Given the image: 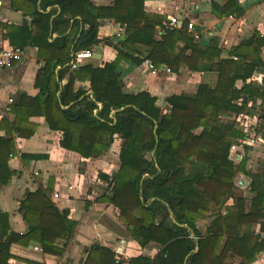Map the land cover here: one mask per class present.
<instances>
[{
    "label": "trees",
    "instance_id": "trees-1",
    "mask_svg": "<svg viewBox=\"0 0 264 264\" xmlns=\"http://www.w3.org/2000/svg\"><path fill=\"white\" fill-rule=\"evenodd\" d=\"M54 1L61 12L51 28L48 14L22 9L38 24L33 22L35 36L26 26L19 29L21 36L13 43L15 48L38 45L36 37H46L49 32L57 31L60 37L51 43L44 41V47L38 45V57L46 65L37 96L25 101L18 98L8 107L13 120H0V186L7 185L14 175L8 166L16 154L14 139L28 138L35 131L27 120L30 115L43 117L50 130L61 132L60 147L84 159L100 157L118 136L119 169L103 178L111 185L101 200L117 209L119 220L130 228L140 247L152 243L159 249L153 258L138 256L128 264H226L229 259L252 262L264 252V163L257 174L245 170L244 158L237 166L233 164L229 148L244 133L229 118L251 117L257 109L264 110V81L260 85L250 81L253 72L264 66L260 50L264 40L254 33L222 55L213 42L208 46L196 42L185 29L187 23H183L182 31L158 34L156 28L161 24L144 11V0H112L105 7L87 0ZM50 4L42 0L40 7L45 9ZM11 5L15 9V0ZM234 6L229 1L221 13L239 16L241 10L234 12ZM76 15L80 17V22L74 21L76 31L79 23L82 28L71 50L74 37L64 33L69 19ZM98 19L112 20L123 32L121 38L114 37V59L103 67L67 66L73 58L70 51H91L98 43ZM121 62L137 66L149 62L155 69L167 67L176 74L182 68L191 73H213L215 84L202 81L194 93L167 97L162 110L149 93L124 91L117 71ZM57 65L62 69L56 75ZM68 72L61 89L59 83ZM75 81H87L91 96L84 88L74 92ZM236 81L243 83L240 89L235 87ZM256 100L260 101L258 107ZM258 116L264 119V112ZM237 171L251 179V191L256 195L250 201L233 191ZM50 190L26 192L19 202L18 212L27 226L22 235L10 230L9 216L0 212V264L12 258L11 245L36 243L44 254L63 255L64 249L55 241L69 239L74 222L51 202ZM229 200L233 204L226 208ZM223 208L224 215L220 212ZM205 215L214 218L201 233L196 223ZM256 227L261 237L254 234ZM223 237L226 240L219 250ZM114 260L111 251L94 246L84 264H114Z\"/></svg>",
    "mask_w": 264,
    "mask_h": 264
},
{
    "label": "crops",
    "instance_id": "crops-1",
    "mask_svg": "<svg viewBox=\"0 0 264 264\" xmlns=\"http://www.w3.org/2000/svg\"><path fill=\"white\" fill-rule=\"evenodd\" d=\"M48 1L52 2V5L41 9L42 0H35L34 4H30L29 0H15L14 9L11 0H0V49L15 48L21 36L18 31L23 26L28 28L32 36L36 35L33 22L38 24V21L33 15H26L22 9L30 11L36 9L41 14H48L51 28L54 18L61 11L54 0ZM87 1L96 7H105L110 5L112 0ZM229 1L235 5L234 12L241 10L239 16L234 14L224 16L221 13V8ZM143 6L144 11L155 16V20L161 24L156 28L158 34H161L162 24L168 17H176L184 24L194 25L195 31L199 34L196 42L202 46H208L210 42H213L222 55H226L232 47L250 38L254 33L264 40V0H144ZM74 21L80 22V17L76 15L70 18L68 28L64 33L65 36L74 37L71 50L82 28L79 23L77 32ZM97 22L99 41L92 47L91 52L92 57L96 54L98 58L82 60L77 66L90 64L94 67H103L115 57L112 45L116 42L114 39L116 32L121 29L112 20L98 19ZM58 33L57 31L49 32L46 37L41 34L40 37H36V42L44 47V41L51 43L60 37ZM38 45L23 47V55L19 62L10 69H0V120L2 118L13 120L14 116L7 113L6 108L18 98L23 97L22 101H25V98H34L39 93L40 84L43 83L42 71L46 64L42 58L38 57ZM260 50L264 63V43ZM69 56H74L72 51ZM72 60L67 63V66H71ZM61 69V66L57 65L54 69L55 74L57 75ZM117 71L121 76L126 93L134 94L145 91L156 98V104L162 110L166 108L164 100L167 97L194 93L202 81H207L211 85L215 84L213 73H191L184 68L180 69L177 74L168 75L158 72L157 75H151L145 62L138 66L121 62ZM68 78L69 72L59 83L61 89L66 85ZM250 81L257 85L264 81V66L253 72ZM242 86L241 81H236L237 89ZM78 88H84L91 96L87 81H75L74 92ZM59 92L60 90L56 92V96ZM8 99H12L13 102L8 104ZM259 105L260 101L256 100L255 106ZM98 107L101 108V105ZM66 108L62 107V109ZM261 110L264 112L263 109H257V113L251 117L245 115L249 118L248 122L253 124L256 136L261 140L259 144L252 147L246 146L237 153L229 152V158L235 166L242 158L246 159L245 170L252 174L261 173L264 163V138L258 135L261 120H264L258 116V112L262 113ZM238 116L232 115L229 121L239 125L238 127L243 131L239 122L243 118H238ZM27 120L35 126V131L28 138L16 137L14 139L16 154L8 161V166L14 171V175L7 185L0 186V212L9 216L10 230L22 235L27 231V226L18 212L19 202L26 192L45 191L51 188L48 194L51 202L58 210L67 212L68 219L74 222V227L69 239H56L55 241L57 247L64 249L62 256L44 254L36 243H29L27 246L11 245L9 252L12 258L7 261V264H84L90 249L94 246L108 249L115 258L118 256L123 264H128L130 259L138 256L155 257L159 249L152 243L144 248L140 247L131 236L130 228L119 220L117 209L101 200V196L108 187L105 179L119 169L118 154L121 146L119 137H114L110 149L102 153L100 157L84 159L77 153L60 147L61 132L50 130L43 117L30 115ZM2 136L3 132L0 131V137ZM255 150H259L262 154L257 168L250 166V155ZM20 154L35 156V158L22 159ZM100 173L101 176H99ZM250 184L251 179L246 173L242 171L235 173L233 191L247 201L252 200L256 195L251 191ZM53 194H56L57 198H53ZM232 204V200H229L226 208L231 207ZM220 212L224 215L226 209L223 208ZM213 218V215H205L197 221L198 231L204 233ZM254 234L262 236L257 227ZM225 240L223 237L219 250L222 249ZM116 250L119 251L118 255L115 253ZM240 262L237 259H229L226 264H264V252L258 253L250 263Z\"/></svg>",
    "mask_w": 264,
    "mask_h": 264
},
{
    "label": "built area",
    "instance_id": "built-area-1",
    "mask_svg": "<svg viewBox=\"0 0 264 264\" xmlns=\"http://www.w3.org/2000/svg\"><path fill=\"white\" fill-rule=\"evenodd\" d=\"M184 29L183 23L176 17H168L166 21L163 22L161 33L165 31H182ZM186 31L193 34L195 40L199 38V34L195 31L194 25L192 23H187L185 27ZM122 31V30H121ZM119 30L116 32L115 37L120 38L122 33ZM23 55V50L19 48H1L0 49V69H10L12 68L17 62L21 60ZM92 58V52L89 50L81 51L75 53L73 56V60L71 62V67L74 68L77 64L82 60H89ZM148 70L150 71L151 75H157L158 72H163L165 74H171V71L167 67H162L160 69H155L149 62H145ZM13 102L12 99H8V104ZM6 112L8 113V108H6ZM238 118H243V120L239 121L241 127H243V137L237 139L229 148L230 153H237L239 150H242L246 146L252 147L258 145L261 141L258 136L255 134V128L253 124L249 123V118L245 115H239ZM111 182L107 183V186H110ZM53 198H57L56 194H53ZM35 250H39L35 248ZM119 251H115L118 255ZM120 258L116 256L114 260V264H119Z\"/></svg>",
    "mask_w": 264,
    "mask_h": 264
},
{
    "label": "rangeland",
    "instance_id": "rangeland-1",
    "mask_svg": "<svg viewBox=\"0 0 264 264\" xmlns=\"http://www.w3.org/2000/svg\"><path fill=\"white\" fill-rule=\"evenodd\" d=\"M259 113V112H258ZM239 126V125H238ZM258 135L259 136H263L264 135V120H261L260 123V128L258 131ZM111 152H112V148H111ZM262 157V154L260 153L259 150H255L251 155H250V166H254V168H257V163L260 162ZM116 160V159H115ZM239 194V193H237Z\"/></svg>",
    "mask_w": 264,
    "mask_h": 264
},
{
    "label": "water",
    "instance_id": "water-1",
    "mask_svg": "<svg viewBox=\"0 0 264 264\" xmlns=\"http://www.w3.org/2000/svg\"><path fill=\"white\" fill-rule=\"evenodd\" d=\"M93 59H96V58H98V57H96V54H93V57H92ZM112 113H114V112H112Z\"/></svg>",
    "mask_w": 264,
    "mask_h": 264
}]
</instances>
